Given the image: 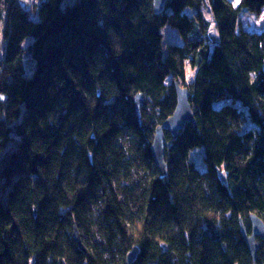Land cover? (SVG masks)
Returning <instances> with one entry per match:
<instances>
[{
  "label": "trees",
  "instance_id": "1",
  "mask_svg": "<svg viewBox=\"0 0 264 264\" xmlns=\"http://www.w3.org/2000/svg\"><path fill=\"white\" fill-rule=\"evenodd\" d=\"M63 2L0 0V264H253L239 221L264 224V29L239 13L264 0ZM165 26L180 44L163 52ZM175 84L194 125L164 132L161 179L150 146ZM89 223L102 242L81 251Z\"/></svg>",
  "mask_w": 264,
  "mask_h": 264
},
{
  "label": "water",
  "instance_id": "2",
  "mask_svg": "<svg viewBox=\"0 0 264 264\" xmlns=\"http://www.w3.org/2000/svg\"><path fill=\"white\" fill-rule=\"evenodd\" d=\"M165 0H152V7L155 13L160 12L163 9ZM176 94V106L172 115L167 118L160 126L155 129L153 141L150 146V153L154 164L159 172L160 178L166 177V163L164 161V149L169 146L164 138V132H169L174 139L178 133L184 128L187 123L194 125L193 114L188 102L189 93L186 88L180 87L175 84ZM134 112L138 123L141 120V108L143 106V97L141 94L134 96ZM251 232L247 235L245 227L241 220L239 221L240 234L244 239L247 249L251 255L252 262L255 264L257 243L256 238L264 240V224L256 216L251 215L249 217ZM72 239L76 243L79 250L84 251V247L81 242L79 231L76 227H73ZM136 250H133L131 254L126 257V264H130L136 254Z\"/></svg>",
  "mask_w": 264,
  "mask_h": 264
},
{
  "label": "rangeland",
  "instance_id": "3",
  "mask_svg": "<svg viewBox=\"0 0 264 264\" xmlns=\"http://www.w3.org/2000/svg\"><path fill=\"white\" fill-rule=\"evenodd\" d=\"M21 2L26 3V6H32L34 3H36L38 0H32V2H29V0H20ZM74 0H64V2L62 3V6H66L68 4H70L71 2H73ZM232 5L237 6L240 2V0H229ZM203 14L205 16V18L210 21V13H209V8L207 3L203 6L202 8ZM239 22H240V26L243 30L245 31H249V32H260L261 30L264 29V7L262 8L261 12L259 14H252V13H248L246 11H240L239 13ZM3 29V22L0 21V36H1V30ZM213 29V27H212ZM212 31V30H211ZM214 31V29H213ZM161 35H162V51L165 52L166 46L168 44H180V39L177 36L176 32L171 29L168 26H165L161 29ZM31 41V39H27L24 43L23 46H26L29 42ZM29 69V71L32 69V65L30 64V66L27 67ZM25 68L26 70V74L28 72V69ZM193 78V70L190 69V67L187 65L186 66V83L190 82ZM236 105H238V103H236ZM11 146L9 145L6 150H4L3 152L0 153V155L2 156L6 151L9 150ZM189 159L190 161H192L194 163V165L196 166L197 169H199L200 171H203L205 166L203 163V149L202 148H195L192 151H190L189 153ZM95 210L92 209V214L87 216V219L90 220H95V214L93 215V212ZM90 225V223H89ZM80 231V230H79ZM80 238H81V242L82 245H86L89 244L91 245L92 243H98L100 244L102 241L97 237V236H93L94 234V229L91 227L90 225V231H80ZM84 247V246H83Z\"/></svg>",
  "mask_w": 264,
  "mask_h": 264
},
{
  "label": "built area",
  "instance_id": "4",
  "mask_svg": "<svg viewBox=\"0 0 264 264\" xmlns=\"http://www.w3.org/2000/svg\"><path fill=\"white\" fill-rule=\"evenodd\" d=\"M29 2H32V0H29Z\"/></svg>",
  "mask_w": 264,
  "mask_h": 264
},
{
  "label": "crops",
  "instance_id": "5",
  "mask_svg": "<svg viewBox=\"0 0 264 264\" xmlns=\"http://www.w3.org/2000/svg\"><path fill=\"white\" fill-rule=\"evenodd\" d=\"M0 157H1V155H0Z\"/></svg>",
  "mask_w": 264,
  "mask_h": 264
}]
</instances>
